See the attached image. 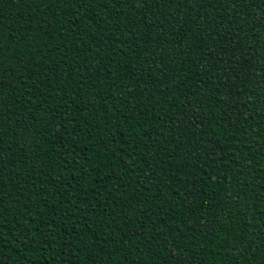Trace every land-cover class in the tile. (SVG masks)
I'll list each match as a JSON object with an SVG mask.
<instances>
[{
	"label": "trees",
	"instance_id": "16d2710c",
	"mask_svg": "<svg viewBox=\"0 0 264 264\" xmlns=\"http://www.w3.org/2000/svg\"><path fill=\"white\" fill-rule=\"evenodd\" d=\"M0 264H264V0H0Z\"/></svg>",
	"mask_w": 264,
	"mask_h": 264
}]
</instances>
